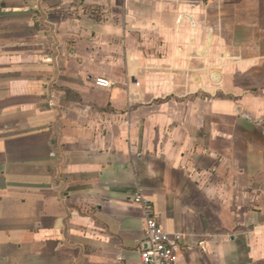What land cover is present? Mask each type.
<instances>
[{
  "label": "crops",
  "instance_id": "obj_1",
  "mask_svg": "<svg viewBox=\"0 0 264 264\" xmlns=\"http://www.w3.org/2000/svg\"><path fill=\"white\" fill-rule=\"evenodd\" d=\"M138 189L264 264V0H0V264H140Z\"/></svg>",
  "mask_w": 264,
  "mask_h": 264
},
{
  "label": "built area",
  "instance_id": "obj_2",
  "mask_svg": "<svg viewBox=\"0 0 264 264\" xmlns=\"http://www.w3.org/2000/svg\"><path fill=\"white\" fill-rule=\"evenodd\" d=\"M100 82L103 81L98 80ZM132 201L140 207L145 219L143 243L146 247L140 248V264H177L175 246L156 217L150 201L139 189L134 193ZM175 238L179 239L180 236Z\"/></svg>",
  "mask_w": 264,
  "mask_h": 264
}]
</instances>
